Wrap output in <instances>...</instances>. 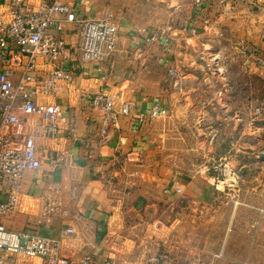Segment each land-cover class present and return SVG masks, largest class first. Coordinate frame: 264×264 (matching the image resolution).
<instances>
[{
    "label": "crops",
    "instance_id": "1",
    "mask_svg": "<svg viewBox=\"0 0 264 264\" xmlns=\"http://www.w3.org/2000/svg\"><path fill=\"white\" fill-rule=\"evenodd\" d=\"M4 1L0 0V10ZM71 1L82 16L95 17L106 10L121 16L117 49L101 62L85 61L71 69L72 81L63 82L53 98L61 107L59 131L55 137L38 140L42 165L25 170L20 205L2 222L15 230L60 236V254L69 258L67 264H100L108 255L134 257L152 241L166 248L171 230L161 232L160 217L153 218L159 211L157 194L173 205L174 187H186L193 178L168 163L178 147L167 140L166 125L206 108L217 109L225 120L237 114L240 121L251 124L253 105L264 103V0H221L206 3L202 10L193 5L181 21L191 29L183 32L173 27L178 32H174L172 51L162 39L150 43L145 38L154 27L175 19V9L168 5L189 0ZM203 15L209 16L207 24L200 21ZM60 35L70 44L78 39L70 22H63ZM181 50L189 57L178 55ZM169 52L176 54L173 61L167 58ZM168 65H175L183 75V91L173 85ZM204 66L211 70L204 73V79L219 76L229 82L213 92L212 103L195 92ZM100 89L118 90L117 101L132 99L136 112L159 102L168 113L147 121V126L135 116L120 115L102 137L98 133L102 110L91 100ZM68 117L74 120L73 130L67 127ZM55 156L61 164L53 168ZM54 180L61 185L66 211L42 214L41 194ZM67 226L74 231L64 233ZM166 251L161 264H175L174 256ZM10 257V264H47L24 254Z\"/></svg>",
    "mask_w": 264,
    "mask_h": 264
},
{
    "label": "built area",
    "instance_id": "2",
    "mask_svg": "<svg viewBox=\"0 0 264 264\" xmlns=\"http://www.w3.org/2000/svg\"><path fill=\"white\" fill-rule=\"evenodd\" d=\"M221 0H194L201 10L206 3ZM209 22V16L200 19ZM63 22L74 25L78 36L74 44L66 42L60 32ZM121 16L106 10L95 17L79 15L71 0H42L33 4L29 0H5L0 10V264H10L11 257L24 254L44 259L47 264H67L68 257L60 254L61 237H49L38 232L6 227L2 218L20 205L21 183L25 170L42 165L38 148L40 138L55 137L59 131L61 107L53 98L62 83L72 81L71 69L82 62H101L111 55L119 42ZM184 30L191 28L183 27ZM193 29V28H192ZM146 40H168L162 30H152ZM68 63L70 66L66 65ZM168 74L178 84L180 77L174 67ZM118 90L100 89L93 93L94 106L102 110L98 133L106 136L120 115L135 116L140 122L152 120L166 112L159 102L144 111H135L132 99L117 101ZM253 114L263 116L262 107H253ZM67 127L74 128L72 117ZM61 158L52 157L53 168ZM181 191L180 186L175 187ZM6 191V193H4ZM42 214H64L62 188L54 180L41 194ZM67 226L64 233H72ZM167 256L159 241H152L134 257L118 259L106 256L100 264H161ZM180 264H204L195 255Z\"/></svg>",
    "mask_w": 264,
    "mask_h": 264
},
{
    "label": "rangeland",
    "instance_id": "3",
    "mask_svg": "<svg viewBox=\"0 0 264 264\" xmlns=\"http://www.w3.org/2000/svg\"><path fill=\"white\" fill-rule=\"evenodd\" d=\"M193 5L194 0L168 5V9H175V19L154 27L153 30L164 29L168 36L164 43L170 51L177 34L174 32H178H173V27L185 26L181 21L190 14ZM182 50L178 55L189 57ZM174 57L176 54L169 52L167 58L173 61ZM198 58H201L200 54L196 56ZM169 67L176 69L175 65H168L166 72ZM204 67L195 92L199 98L212 103L213 92L229 82L219 76L204 79V73L211 71ZM177 73L178 84L168 75L173 85L183 91V75L178 70ZM256 105L264 111V103ZM206 109L204 112L192 110L185 118L171 119L173 123L166 125L167 140L178 147L176 154L167 158L172 159L168 163L174 164L182 173L193 174V178L186 187L180 186L179 192L174 187L173 205H167L164 196L158 193L159 211L153 218L160 217L161 232L171 230L170 245L166 243V248L174 256L175 264L195 255L200 256L204 264H264V154H261L264 153V120L252 110L254 119L251 124H245L237 114H230L231 118L225 120L217 109H213L214 112ZM167 113L168 108L158 117ZM235 120H238L237 124ZM147 121L150 120L144 122ZM144 122L146 126L150 123ZM171 223L168 229L166 225Z\"/></svg>",
    "mask_w": 264,
    "mask_h": 264
},
{
    "label": "water",
    "instance_id": "4",
    "mask_svg": "<svg viewBox=\"0 0 264 264\" xmlns=\"http://www.w3.org/2000/svg\"><path fill=\"white\" fill-rule=\"evenodd\" d=\"M261 154H264L263 152H261Z\"/></svg>",
    "mask_w": 264,
    "mask_h": 264
}]
</instances>
